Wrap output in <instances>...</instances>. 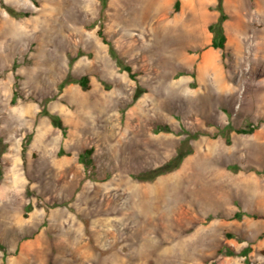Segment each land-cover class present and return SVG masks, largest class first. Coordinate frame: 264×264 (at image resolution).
Instances as JSON below:
<instances>
[{
    "label": "rangeland",
    "instance_id": "obj_1",
    "mask_svg": "<svg viewBox=\"0 0 264 264\" xmlns=\"http://www.w3.org/2000/svg\"><path fill=\"white\" fill-rule=\"evenodd\" d=\"M102 2L0 0V264H264V0Z\"/></svg>",
    "mask_w": 264,
    "mask_h": 264
},
{
    "label": "trees",
    "instance_id": "obj_2",
    "mask_svg": "<svg viewBox=\"0 0 264 264\" xmlns=\"http://www.w3.org/2000/svg\"><path fill=\"white\" fill-rule=\"evenodd\" d=\"M107 5H108L107 0H103V2H102V6H103L102 7L103 8L102 9V15L105 12V10L107 9V7H108ZM181 6H182V0H176L175 6H174L175 11L179 12L181 9ZM218 10L220 11V17H219L218 22L211 24L209 26V31L213 35L211 47L216 49V50H222L225 52L227 50L228 37L226 35L224 24L229 19V16L224 10V0H219ZM26 16H29V15H26ZM99 35L103 38L104 42L110 46V53L116 59V61L122 67V69L124 71L128 72L129 75L131 76V78L135 79L136 74L134 73L133 68L131 66L125 65L124 62L121 59H119V57L117 56L116 49L110 43V41L107 39L103 27H101V29L99 31ZM77 83L80 84L85 90H89L90 85H91V78L89 76H84L79 81H77ZM44 112L46 115L51 117V119H52V121L56 127H58L61 130H65L64 125L59 118L50 115L47 111H44ZM257 129L258 128L255 125H250L246 128H239V129H234L230 126L226 129V132L223 134V136L226 139V142L229 145H231L232 144L231 134L233 132H236L237 134L252 135L256 132ZM197 138H199V135H196L193 137V139H197ZM189 140L190 139L185 140L181 144V146L178 149V154H177L176 158L172 161V164H169L167 167H163V168L158 169L157 171L154 172L155 175L152 177H144V176L139 177L140 180L153 182L159 176H162V175L168 174V173H172V172L176 171L177 169H179L181 164L183 163L184 159L187 158L188 156H190L191 154H193V148L191 145H189V143H190ZM92 154H93V150L87 151V155L92 156ZM1 156H2V154L0 153V160H1ZM0 174H1V169H0ZM237 217L239 218L240 214H238Z\"/></svg>",
    "mask_w": 264,
    "mask_h": 264
},
{
    "label": "crops",
    "instance_id": "obj_3",
    "mask_svg": "<svg viewBox=\"0 0 264 264\" xmlns=\"http://www.w3.org/2000/svg\"><path fill=\"white\" fill-rule=\"evenodd\" d=\"M226 35H227V33H226ZM212 39H213V35H212ZM228 41H229V37H228ZM227 45H228V43H227ZM214 50H216V49H214ZM258 151H261V150H258ZM258 158H259V156H258ZM178 172L179 171H174L171 173V175L173 176L174 174H177ZM245 177H246V175H241L240 179H243V178L245 179ZM216 178L218 179V187H219L218 189H221V187L225 188L227 185H228V189H231V184H233V187L236 186L237 177H235L233 175V173L227 169L226 170H220V172L217 173ZM179 179H181V175H176L175 177H173L171 179V182L176 184V183H178ZM220 183H222V184L220 185ZM228 197H229V194H228ZM231 212L232 211H231L230 207H225L223 209L218 210V215L222 216V217H226V218H231V216H230ZM174 214H175V212H174Z\"/></svg>",
    "mask_w": 264,
    "mask_h": 264
},
{
    "label": "bare ground",
    "instance_id": "obj_4",
    "mask_svg": "<svg viewBox=\"0 0 264 264\" xmlns=\"http://www.w3.org/2000/svg\"><path fill=\"white\" fill-rule=\"evenodd\" d=\"M210 61H211V59H210Z\"/></svg>",
    "mask_w": 264,
    "mask_h": 264
}]
</instances>
